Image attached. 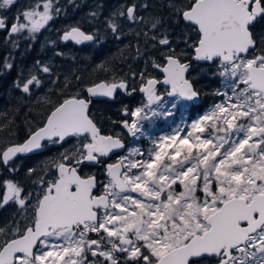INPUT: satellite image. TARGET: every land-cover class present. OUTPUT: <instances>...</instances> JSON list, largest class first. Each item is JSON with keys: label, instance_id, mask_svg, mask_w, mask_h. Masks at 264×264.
<instances>
[{"label": "snow or ice", "instance_id": "obj_1", "mask_svg": "<svg viewBox=\"0 0 264 264\" xmlns=\"http://www.w3.org/2000/svg\"><path fill=\"white\" fill-rule=\"evenodd\" d=\"M16 3L0 0V43L12 50L81 7L30 0L7 15ZM88 9L59 41L127 40L119 56L127 70L106 58L95 68L111 79L89 83L77 68L61 73L37 60L18 74L20 95L0 110V167L9 173H0V211L12 209L0 219V264H264V0H93ZM13 59L4 56L0 70ZM207 73L221 78L211 93L218 102L150 137L147 153L128 147L104 163L126 148L117 128L144 136L146 122L171 115L166 98L172 108L199 100ZM42 75L55 88L33 101ZM137 91L142 101L123 104L105 130L93 104ZM25 108L35 118L25 119L21 142L15 117ZM50 146L60 151L16 178V160ZM95 166L102 179L84 171Z\"/></svg>", "mask_w": 264, "mask_h": 264}, {"label": "trees", "instance_id": "obj_2", "mask_svg": "<svg viewBox=\"0 0 264 264\" xmlns=\"http://www.w3.org/2000/svg\"><path fill=\"white\" fill-rule=\"evenodd\" d=\"M22 2L24 3V0H20L19 2H17L11 10L18 7V4ZM92 2L93 0H84L83 4H81V7L76 10L68 7L67 15L64 17L65 19L68 18V25L81 20L84 17L85 13L89 10L88 5H90ZM117 2L118 0H110V3L112 4H115ZM62 21H60L58 23V26H56L55 29L51 31L52 33L49 32L39 34L37 41L20 40V46L15 50H12L10 45L4 47V50L0 54V62H2V58L9 55L10 52L11 56L14 59L12 61V69L0 70V110H2L6 106L7 101L12 96L20 95L18 91L12 88L13 82L16 80L18 74H20L22 71L25 75L32 71L33 65L37 60L52 63L54 65V71H58L61 73H66L70 69L77 68L79 69V72L77 74L82 73L85 77V80L89 83H94L99 80L111 79V72L105 73L103 71L96 70L95 68L98 63L106 58H108L117 66L118 71L121 68L124 71L127 70V65L123 64L119 59L120 49H122L124 45L127 44V40L116 41L109 36L99 46L94 45L91 42L82 44L79 47L70 43H66L65 45L62 44L58 39L59 30L64 28L61 27L63 24ZM83 27L86 31L91 30V26L86 22L83 23ZM49 40L56 41V44L53 45L48 43ZM29 44H31L30 48L28 47ZM56 51H62L66 53V55L63 57H57L55 56ZM72 57H75V60H73ZM129 63H131V61H129ZM42 79L44 81L43 86L40 89L36 90V93L32 98L33 101L37 96L42 95L44 92L55 88V86L50 83L48 77L45 78V75H42ZM62 79L63 76H61V80ZM219 83L220 77H212L211 73L203 75L199 84V87L201 88L200 101L195 105L188 103L190 112L197 111L206 103L212 102L216 98V96L212 95L211 93L219 86ZM142 99V95L138 92L133 94L128 99H125L121 97L120 94H117L115 100L100 99L96 101L92 106V111L97 114L98 118L101 114H103V126L105 130H108L112 127L109 120L107 119L108 117H111L112 119L122 118L119 112L120 107L123 105L122 103L129 106L132 104H139ZM29 111V108H25L23 111L18 113L17 117H15L17 137L20 141H22L26 137L27 127L25 124V119L33 120L35 118V111H33V115L25 117V114ZM51 148L54 149L51 151ZM51 148L49 150H43L40 153L30 154L26 157L22 156L20 159H18V161H20L19 164H21L22 167L19 173L16 175V178L22 179L27 167L39 166L44 161V157L49 158L56 154L55 151L58 149V147L51 146ZM97 171L99 174H101L100 178L103 177L102 169L100 168ZM0 173H2L3 176H7V170L3 169L2 167H0ZM4 217L5 216L2 215V218Z\"/></svg>", "mask_w": 264, "mask_h": 264}, {"label": "rangeland", "instance_id": "obj_3", "mask_svg": "<svg viewBox=\"0 0 264 264\" xmlns=\"http://www.w3.org/2000/svg\"><path fill=\"white\" fill-rule=\"evenodd\" d=\"M29 2H30V0H24V3L22 2V3L18 4V7L11 10L10 12H8V14H10V15L15 14L17 9H21L22 5H25ZM83 2H84V0H76V3H78L80 5L83 4ZM60 3L66 4L67 0H60ZM63 16L64 15L56 18L55 23L59 22L60 18H62ZM25 35H27V34L25 33ZM21 40H24V39H21ZM30 41H32V40H30ZM220 81H221V78H220ZM218 87H220V83H219ZM160 90L163 91V89H160ZM220 99H221L220 97H216L212 102L206 103L205 105L200 107L197 111L190 112V109L188 106L189 104L187 102H185V103L177 102V107L172 108V104L168 102L171 100V98H166L165 109L171 110V115L170 116H159V117H156L151 122H146L144 136H142L136 140H134L131 137L126 139V141H127L126 142V144H127L126 148L122 152L118 153V155H116V158H118L119 156L125 155L128 147H140L145 151V153H147V151L152 146L150 137L151 138L159 137L161 135H164V134L170 132L172 129L176 128L177 126L183 127L187 124H190L192 122V120L197 119L200 115L204 114V112L212 104L218 102ZM137 105L138 104H132V105H129V107L133 108ZM72 142H74V141H70V143H72ZM67 146L68 145H65V147H67ZM53 149L54 148H51L50 150L52 151ZM58 151H60L59 148L55 152L57 153ZM47 158L48 157H46V158L44 157L43 160H45ZM16 163L19 164L20 161L16 160ZM8 175H9V173L7 172V176ZM7 176H5V177H7ZM102 178L103 177H101V179ZM10 211H12V209H5L3 211H0V218L2 219V215L7 217Z\"/></svg>", "mask_w": 264, "mask_h": 264}, {"label": "flooded vegetation", "instance_id": "obj_4", "mask_svg": "<svg viewBox=\"0 0 264 264\" xmlns=\"http://www.w3.org/2000/svg\"><path fill=\"white\" fill-rule=\"evenodd\" d=\"M19 1H20V0H17V2H19ZM7 15L11 16V15L8 14V13H7ZM64 17H65V16H63L62 19L59 20V22L63 20V21H62L63 24H62L61 27H65V26H67L68 23H69L68 18L65 19ZM59 22L55 23V20H54L53 22H50V23L48 24V26H47L45 29H42L41 32H40L39 34H44V33H49V32L52 33L51 31H52L53 29H55L56 26H58V23H59ZM58 33L60 34V32H58ZM39 34H38V35H39ZM59 34H58V35H59ZM38 35H37V39H36V40H32V41H37V40H38ZM60 42H61V41H60ZM61 43H62V44H65V45H66V43L73 44V43H71V42H69V41H68V42H61ZM73 45H75V44H73ZM75 46H77V45H75ZM79 46H80V45H79ZM79 46H77V47H79ZM4 47H5V46H4L2 43H0V54H1V52L4 50ZM45 78H47V76H45ZM160 89H163V91H164V88H163L162 86H161ZM163 91H162V92H163ZM137 92H138V91H137ZM119 94H120L121 97H123V98H125V99H128V98L131 97V96H126V95H124L122 92H120ZM122 104H124V103H122ZM117 130H118V131H122V132H123V135H124L125 137H127L126 134H125V132H124V130H122V129H120V128H117ZM125 137H124V140H125V144H126V139H128V138H125ZM126 146H127V144H126ZM50 148H51V147H49L48 150H49ZM120 152H122V151H120ZM120 152H117V153H115V154H112L111 157H110V159H107V158H106V159L104 160V163L106 164V163H111V162L116 161V160H117L116 155H118V153H120ZM98 169H100L99 166H95V167H91V168L86 167V168L84 169V171H89V170H91V171H96V172L98 173V171H97Z\"/></svg>", "mask_w": 264, "mask_h": 264}, {"label": "water", "instance_id": "obj_5", "mask_svg": "<svg viewBox=\"0 0 264 264\" xmlns=\"http://www.w3.org/2000/svg\"><path fill=\"white\" fill-rule=\"evenodd\" d=\"M62 42V41H61ZM69 42H71V43H73V44H75L73 41H69ZM86 43H90V42H86ZM85 44V43H84ZM75 45H77V44H75ZM82 45V44H81ZM77 46H79V45H77ZM101 81H104V80H99V81H96V82H94V83H99V82H101ZM138 93H139V91H138ZM141 94V93H140ZM125 95V94H124ZM142 95V94H141ZM127 96V95H126ZM143 97V96H142ZM103 99H105V100H107L106 98H103ZM199 101H200V99L199 100H197V101H195V102H189L190 104H192V105H195V104H197V103H199ZM125 132V131H124ZM125 134H126V136L127 137H129L128 135H127V133L125 132ZM22 142V141H21ZM41 152V151H40ZM117 152H120V151H117ZM117 152H115V153H117ZM37 153H39V152H37ZM114 153V154H115ZM33 154H35V153H33ZM115 162V161H114Z\"/></svg>", "mask_w": 264, "mask_h": 264}]
</instances>
